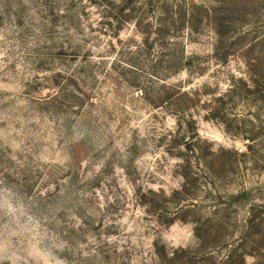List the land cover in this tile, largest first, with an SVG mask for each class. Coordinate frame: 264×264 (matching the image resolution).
Returning a JSON list of instances; mask_svg holds the SVG:
<instances>
[{
    "label": "rangeland",
    "instance_id": "374dc122",
    "mask_svg": "<svg viewBox=\"0 0 264 264\" xmlns=\"http://www.w3.org/2000/svg\"><path fill=\"white\" fill-rule=\"evenodd\" d=\"M262 205L264 0H0V264H264Z\"/></svg>",
    "mask_w": 264,
    "mask_h": 264
},
{
    "label": "trees",
    "instance_id": "16d2710c",
    "mask_svg": "<svg viewBox=\"0 0 264 264\" xmlns=\"http://www.w3.org/2000/svg\"><path fill=\"white\" fill-rule=\"evenodd\" d=\"M217 33L220 34V31H217ZM260 209H262V211L259 210L256 213H254V212L251 213V217H250L249 222H248L249 223L248 227L250 229H252V226L258 228L257 231H253V233L251 234L252 237H254L253 235H255L256 233L260 232L259 230L262 228V226H264V206L263 205L260 206ZM256 218H259V220L256 221L255 220ZM254 238H256V237H254ZM239 246H237V248L235 249V251L233 253H230L229 256L226 257V259L224 260V264H242L243 263L244 254H246L247 252L246 251L238 252ZM248 253H251V252L249 251ZM234 255H235V257H234Z\"/></svg>",
    "mask_w": 264,
    "mask_h": 264
}]
</instances>
